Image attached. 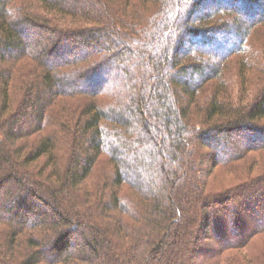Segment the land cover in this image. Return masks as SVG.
<instances>
[{
  "label": "trees",
  "instance_id": "trees-1",
  "mask_svg": "<svg viewBox=\"0 0 264 264\" xmlns=\"http://www.w3.org/2000/svg\"><path fill=\"white\" fill-rule=\"evenodd\" d=\"M251 153L264 0H0V264H264Z\"/></svg>",
  "mask_w": 264,
  "mask_h": 264
},
{
  "label": "rangeland",
  "instance_id": "rangeland-1",
  "mask_svg": "<svg viewBox=\"0 0 264 264\" xmlns=\"http://www.w3.org/2000/svg\"><path fill=\"white\" fill-rule=\"evenodd\" d=\"M259 15H260V12L257 13V16H259ZM222 19H233V16L227 14V15L223 16ZM37 37H38L37 34H35V32H33V31H31V33L29 34L27 39L31 40V39H35ZM183 45L186 48L187 44L183 43ZM225 46L230 48L231 44L225 42L224 47ZM64 52L67 53V51H64ZM257 53L258 52L255 51V54H257ZM205 59H207V58H205ZM234 59H236V57H234ZM50 62H54V61L50 60ZM31 64L32 63L27 61V60H24V62H22V63L20 62L17 66L18 71L21 73H23V71H28V69L32 66ZM257 66H258V68H260V67H262V64L258 63ZM247 76L251 80L250 85L254 84V82L256 80H258V82H261L260 77L256 76V74H252V73L248 72ZM252 88H254V86ZM10 94H11L12 99H13V101L10 102V105H11V108L13 109L14 105L16 104V101H14V99L16 100L17 98H19V94L16 93L15 91H11ZM10 112H12V110H8V114ZM244 136H246V134L242 133L241 135H237L234 137L237 140V144L242 145L244 143V141H245ZM212 155L213 156H220V151L214 150L213 152H211L207 156V159L209 160V158ZM252 160H254L253 163H255V166H253V169H252V174H257L258 172H261V169H262L261 166H262V163H264V155L261 156L259 154L251 153L250 156H248V158L246 159V161L252 162ZM244 164H246V162H244ZM209 165L210 164H207L204 167V171L205 170H212V171H211L210 175H207L205 173L204 180H205V182H207V190L213 191V192L220 191V190H223V189H226V188H229V187L235 185L236 183L239 182L238 178L244 172V170L240 169L241 171L238 173H231V172L227 171V169H224L222 166L216 165V166L210 168ZM242 169H244V166L242 167ZM95 177H96V174L88 176L84 180V182L82 183L80 189L85 192L88 189L93 188V186H94L93 182H94ZM214 242H215L214 239H203V240H201L200 244L203 246L204 249H208V248H211L214 246ZM259 248L260 249L264 248V235L255 237L252 241V244L249 247L244 248L243 252L250 253V252H253L255 250H258Z\"/></svg>",
  "mask_w": 264,
  "mask_h": 264
}]
</instances>
